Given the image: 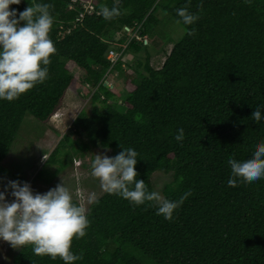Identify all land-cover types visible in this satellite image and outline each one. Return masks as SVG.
Listing matches in <instances>:
<instances>
[{
    "label": "trees",
    "instance_id": "trees-1",
    "mask_svg": "<svg viewBox=\"0 0 264 264\" xmlns=\"http://www.w3.org/2000/svg\"><path fill=\"white\" fill-rule=\"evenodd\" d=\"M76 1L73 9L71 0L10 5L18 14L37 3L52 5L49 37L56 53L50 56L44 83L11 102L0 100V174H7L1 163L23 117L48 122L66 91L74 89L77 75L71 69L76 66L93 89L90 112L82 109L73 120L87 140L78 142V149L108 148L115 156L131 147L138 152L137 179L149 191H154L152 173L162 171L172 177L162 197L191 195L169 221L156 214L152 202L133 206L103 192L86 209V235L72 241L71 251L83 254L75 264H146V259L150 264H264V179L227 185V160L249 157L255 143L264 139V120L251 117L257 106L264 111V0H171L164 5L184 33L160 68L151 67L146 55L143 73L124 75L123 111L104 85L105 73L121 70V61L110 65L106 52L111 42L101 35L128 26L153 40L158 32L153 10L162 0H92L98 13L85 14L81 22L75 18L83 0ZM104 6L118 8L120 15L104 19ZM180 8L196 14V22L184 25L177 15ZM191 30L194 35L187 34ZM127 46L136 53L145 45L132 38ZM180 128L184 139L177 142ZM68 141V136L62 138L49 162L67 154L66 144L73 149L76 141ZM12 264L64 262L36 255L25 245Z\"/></svg>",
    "mask_w": 264,
    "mask_h": 264
},
{
    "label": "clouds",
    "instance_id": "clouds-1",
    "mask_svg": "<svg viewBox=\"0 0 264 264\" xmlns=\"http://www.w3.org/2000/svg\"><path fill=\"white\" fill-rule=\"evenodd\" d=\"M21 0H0V100L9 102L21 94L42 84L48 78L50 56L56 53L49 37L53 25L52 8L48 3H37L17 13L10 5H18ZM100 14L106 20L120 15L118 8L104 6ZM184 25H192L198 16L187 8L177 10ZM23 21V26H21ZM194 35V30L187 33ZM146 36V35H145ZM110 70V69H109ZM252 119L264 120V111L257 106L251 111ZM174 139H184V129L177 130ZM138 152L129 147L114 157L95 155L91 162V174L100 182V188L109 195L120 196L133 206L152 202L156 214L165 220H172L174 210L179 209L191 195L183 193L177 200H169L158 192L149 191L145 181L137 179L134 166ZM229 187L238 183L255 182L264 179V139L258 140L251 155L245 159L229 158ZM11 189L14 197L11 203L5 200V193ZM98 202L96 193H90L87 204ZM83 204L74 202L72 193L63 184H57L47 192L33 193L27 182L8 181L0 191V240L7 241L13 248L31 245L36 255L59 258L64 264H75L83 259V254L71 251L73 239L86 235L90 221Z\"/></svg>",
    "mask_w": 264,
    "mask_h": 264
},
{
    "label": "rangeland",
    "instance_id": "rangeland-1",
    "mask_svg": "<svg viewBox=\"0 0 264 264\" xmlns=\"http://www.w3.org/2000/svg\"><path fill=\"white\" fill-rule=\"evenodd\" d=\"M171 3V0H162V3L153 10L157 18L155 28L158 31L153 40L147 36L144 37L145 41L138 39L135 37L138 31L134 29L127 31L125 28L110 30L101 35L111 42L109 48L119 53L118 60L121 61V70L107 71L104 83L114 94L111 101L120 111L124 110L122 100L127 91L123 82L124 75L132 73L133 70L143 73L142 64L146 55H148L151 67L160 68L172 45L184 33L182 26L162 8ZM132 38L143 41L145 45L140 47L136 53L131 52L127 46ZM71 73L77 75L74 89L66 91L60 108L52 114L48 122L42 124L30 114L23 117L10 150L1 163L7 174H0V191L4 190L8 181H19L29 183L33 193L43 194L63 182L73 198L83 204L86 209L89 206L87 197L90 193H96L97 197L103 193L99 180L91 174V162L95 155L114 156L108 148L90 146L85 151L78 149V142H87V140L82 130H75L73 120L82 109L87 113L90 112L92 108L90 97L93 89L84 83L83 72L78 67H72ZM65 136L69 137V143L76 141V145L71 149L66 144L64 150L67 154L59 153L55 161L49 162L51 151ZM171 178L170 173L155 171L150 178L153 190L162 196V189L166 183L171 181ZM10 192L11 189L5 193V200L9 203L14 199ZM18 249L13 248L7 241L0 240V264H12V257ZM147 261L146 259L144 263L150 264Z\"/></svg>",
    "mask_w": 264,
    "mask_h": 264
},
{
    "label": "built area",
    "instance_id": "built-area-1",
    "mask_svg": "<svg viewBox=\"0 0 264 264\" xmlns=\"http://www.w3.org/2000/svg\"><path fill=\"white\" fill-rule=\"evenodd\" d=\"M76 3H77L76 0H71V3L69 4V8H71V9L75 8L76 7L75 6ZM79 5L80 6H78V7L80 8V11L78 12V14L76 15V18H75V21H77V22H81V20H82V18H83V16L85 14L98 13V11L96 10L94 4L92 3V0H83V1L80 2ZM124 28L127 31L132 30L128 26H124ZM135 31H137V30H135ZM135 37H137L138 39H141L142 40V39H144L145 35L141 36V35L137 34V35H135ZM145 40L146 39H144V41ZM106 58L109 60L110 65L112 66L119 59V53L115 49L109 48L107 50V52H106Z\"/></svg>",
    "mask_w": 264,
    "mask_h": 264
},
{
    "label": "water",
    "instance_id": "water-1",
    "mask_svg": "<svg viewBox=\"0 0 264 264\" xmlns=\"http://www.w3.org/2000/svg\"><path fill=\"white\" fill-rule=\"evenodd\" d=\"M104 85H105V83H104Z\"/></svg>",
    "mask_w": 264,
    "mask_h": 264
}]
</instances>
